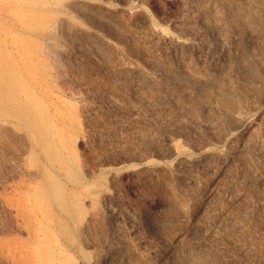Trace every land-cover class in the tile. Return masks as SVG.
Returning a JSON list of instances; mask_svg holds the SVG:
<instances>
[{
  "label": "rangeland",
  "instance_id": "374dc122",
  "mask_svg": "<svg viewBox=\"0 0 264 264\" xmlns=\"http://www.w3.org/2000/svg\"><path fill=\"white\" fill-rule=\"evenodd\" d=\"M37 1L0 54V264H264V0Z\"/></svg>",
  "mask_w": 264,
  "mask_h": 264
},
{
  "label": "bare ground",
  "instance_id": "6f19581e",
  "mask_svg": "<svg viewBox=\"0 0 264 264\" xmlns=\"http://www.w3.org/2000/svg\"><path fill=\"white\" fill-rule=\"evenodd\" d=\"M37 10H40V3L37 0H0V54L9 55L13 52L14 48L16 52L24 53L25 48L15 47L13 43L5 40L9 37L7 29L14 26L16 22L20 23L22 28L20 30V37H13L23 42L30 28L32 20L30 15L33 11Z\"/></svg>",
  "mask_w": 264,
  "mask_h": 264
}]
</instances>
